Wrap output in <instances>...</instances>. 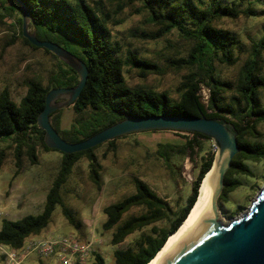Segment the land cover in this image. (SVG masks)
Returning a JSON list of instances; mask_svg holds the SVG:
<instances>
[{
	"label": "trees",
	"instance_id": "1",
	"mask_svg": "<svg viewBox=\"0 0 264 264\" xmlns=\"http://www.w3.org/2000/svg\"><path fill=\"white\" fill-rule=\"evenodd\" d=\"M19 1L31 14V26H34L39 39L64 46L81 58L89 70L86 85L72 105L75 117L71 127L61 128V113L55 112L52 115V123L64 139L70 142L83 140L128 116L204 114L233 124L238 132L240 150L226 172L225 187L220 199L227 200L230 193L242 184L237 175L256 176L247 161H260L264 158V141L259 139L261 132L258 129L259 124L264 122V69L261 63L264 36L253 42L249 56L241 62L239 77L233 88L231 81L221 78L217 65H237L240 62L237 51L241 41L230 30L216 24L226 16L237 18L241 14L253 13V0H117L121 3V9L128 4L141 3L140 11H147L150 19L160 26L152 35L153 39L161 38L176 29L181 36L190 40L192 45L188 57L170 60V63L180 68L188 67L189 70L181 82L179 98H173L167 91L129 85L125 76L126 67L139 71L142 77L150 73H161L162 69L134 51L129 50L126 55L123 53L121 45L113 39L109 27L111 14L102 6L103 3L97 0ZM258 1L264 3V0ZM243 3L247 7L239 8L238 5ZM0 7V21L3 23L17 11L22 14L20 4L14 0H0ZM19 24L15 40L21 38L32 48L44 49L57 60L48 84L45 85L40 79L30 80L27 93L19 103L13 100L8 88L0 92V140L12 141L19 153L18 157L24 154L25 147H29L35 160L36 138L45 149L57 150L45 144L44 131L38 125V116L45 107L48 92L57 87L76 86L80 76L48 49L35 46L24 37L22 16ZM203 83L210 89L207 104L200 94ZM182 135L186 138L184 143H159L156 153L172 165L176 157H184L196 151L204 152L198 174L192 183V191L184 205L174 210L148 183L136 178L135 193L104 208L107 220L103 227L115 228L111 240L114 245L121 244L129 235L153 225L150 233H143L137 248L115 250V264H149L168 237L181 226L196 201L201 181L210 170L216 151L207 149L203 138H210L200 133ZM108 142L116 149V139ZM102 144L72 154L57 150L63 154V159L42 212L17 220L4 218L0 228V244L15 249L23 247L29 238L40 235L48 226L58 204L62 205L71 224L82 226L83 222L64 203L62 189L75 163L82 157L90 160L91 179L101 185L102 166L95 151ZM135 206H142L146 211L124 219V214ZM164 220H167V225H155ZM93 257V264H106L100 252L93 253Z\"/></svg>",
	"mask_w": 264,
	"mask_h": 264
},
{
	"label": "rangeland",
	"instance_id": "2",
	"mask_svg": "<svg viewBox=\"0 0 264 264\" xmlns=\"http://www.w3.org/2000/svg\"><path fill=\"white\" fill-rule=\"evenodd\" d=\"M97 1L103 3L105 10L110 12L109 27L113 39L121 45L123 53L126 55L129 50L134 51L162 69L161 73H150L142 77L139 71L126 67L125 76L129 85L167 91L173 98H179L181 82L189 70L188 67L180 68L170 63V60L187 58L192 45L190 40L181 36L176 29L161 38L153 39L152 35L160 26L150 19L147 11H140V2L128 4L121 9V3L117 0ZM253 3V13L241 14L237 18L226 16L216 22L218 27L230 30L241 41L237 51L240 62L235 66L222 63L217 65L221 78L231 81L233 88L239 77L241 62L249 56L253 42L264 36V3L258 0H253ZM238 6L244 9L247 4ZM21 16L17 11L13 17L5 19L6 23L0 21V92L8 88L13 100L18 103L27 93L28 82L40 79L47 85L57 64L56 58L44 49H34L21 38L14 39L20 29ZM31 22L29 28L35 32ZM261 59L264 69V51ZM200 94L207 104L210 89L204 83L201 84ZM225 95L229 96V93L225 92ZM262 98L264 99V92ZM57 112L61 113V128L71 127L75 117L73 107H65ZM258 129L261 132L259 139L264 141V122L259 124ZM182 134L173 131L132 133L115 138L116 149L108 141L104 142L95 151L102 166L101 185L91 179L90 160L87 157L80 158L63 186L62 196L64 203L83 222L82 226L71 224L62 205L58 204L48 226L40 235L33 237L59 240L73 236L83 244L91 243L84 264H93V253L96 251L105 257L106 264H115V250L137 248L143 233H150L153 225L129 235L121 244L114 245L111 240L115 228L103 227L107 220L104 208L135 193L136 178L148 183L174 210L184 205L192 191V183L198 174L204 152L196 151L184 157H176L172 165L156 153L159 143H184L186 138ZM203 139L207 149L216 151L211 139ZM35 141L34 160L29 147H25L24 154L18 157L19 153L12 141L0 140V228L4 218L17 220L42 212L47 194L60 170L63 154L57 150L45 149L38 144L37 138ZM247 163L256 176L237 175L242 184L230 193L227 200H219L224 220L229 221L243 214L264 186V158L260 161L248 160ZM145 211L144 207L135 206L123 218L140 215ZM167 224V220L155 223L157 226ZM30 256L37 257L39 262L32 260L27 264H42L40 260L57 264L58 261L56 257L43 259L37 254Z\"/></svg>",
	"mask_w": 264,
	"mask_h": 264
},
{
	"label": "water",
	"instance_id": "3",
	"mask_svg": "<svg viewBox=\"0 0 264 264\" xmlns=\"http://www.w3.org/2000/svg\"><path fill=\"white\" fill-rule=\"evenodd\" d=\"M14 1L18 2L22 9L24 37L35 46L48 49L80 76L76 86L53 88L46 96L45 107L38 116V125L40 130L44 131V141L49 148L72 154L117 137L146 131L200 133L214 142L215 157L210 170L202 179L203 181L212 171L214 188L210 212L204 221L173 243L156 264H264V186L248 209L229 221L222 217L219 204L225 187L226 172L231 168L232 160L240 150L238 132L233 124L204 114L128 116L83 140L70 142L64 139L54 127L52 115L77 101L87 82V64L64 46L39 39L29 28L31 14L21 1ZM196 203L197 199L190 212Z\"/></svg>",
	"mask_w": 264,
	"mask_h": 264
},
{
	"label": "built area",
	"instance_id": "4",
	"mask_svg": "<svg viewBox=\"0 0 264 264\" xmlns=\"http://www.w3.org/2000/svg\"><path fill=\"white\" fill-rule=\"evenodd\" d=\"M91 243L83 244L79 239L71 237L61 238H29L23 247L15 249L0 244L1 264H24L31 254L41 258L56 257L57 264H83Z\"/></svg>",
	"mask_w": 264,
	"mask_h": 264
},
{
	"label": "bare ground",
	"instance_id": "5",
	"mask_svg": "<svg viewBox=\"0 0 264 264\" xmlns=\"http://www.w3.org/2000/svg\"><path fill=\"white\" fill-rule=\"evenodd\" d=\"M213 188L214 179L212 178L211 171L207 174L205 179L201 181L196 205L191 210L187 218L183 221L178 230L168 237L163 247L149 262V264H156L173 243H175L177 240L194 229L201 221H204V219L210 212Z\"/></svg>",
	"mask_w": 264,
	"mask_h": 264
},
{
	"label": "crops",
	"instance_id": "6",
	"mask_svg": "<svg viewBox=\"0 0 264 264\" xmlns=\"http://www.w3.org/2000/svg\"><path fill=\"white\" fill-rule=\"evenodd\" d=\"M32 260H35V261H38V262H39V259H38L37 257L29 256V257L25 260L24 264H27V262L32 261ZM48 261H49V260H48ZM48 261H47V260H40V262H41L42 264H48Z\"/></svg>",
	"mask_w": 264,
	"mask_h": 264
}]
</instances>
